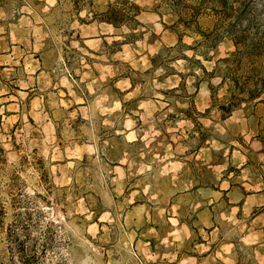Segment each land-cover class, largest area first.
<instances>
[{
	"label": "rangeland",
	"instance_id": "rangeland-1",
	"mask_svg": "<svg viewBox=\"0 0 264 264\" xmlns=\"http://www.w3.org/2000/svg\"><path fill=\"white\" fill-rule=\"evenodd\" d=\"M226 2L0 0V264H264V94L224 112L207 42L264 80V0Z\"/></svg>",
	"mask_w": 264,
	"mask_h": 264
},
{
	"label": "trees",
	"instance_id": "trees-1",
	"mask_svg": "<svg viewBox=\"0 0 264 264\" xmlns=\"http://www.w3.org/2000/svg\"><path fill=\"white\" fill-rule=\"evenodd\" d=\"M216 2H219V4L223 6L224 9L222 10L221 15L224 16V18H227L229 15V11L227 10V6L229 3H227L226 0H216ZM130 9L139 11V8L136 5H132ZM130 9L121 8L119 6L118 8H116L113 5H109L107 6L106 11L102 13L100 21L119 27L125 24L129 12L132 11ZM204 35L206 34L203 33V36ZM212 36L214 37V39L212 37V39L210 38V40L207 41L209 44H211V48L217 47L222 42V40L226 38V36L233 38L235 46L237 48V50L232 55V58L223 59V62L227 64V68L224 71L225 73L222 77V83L225 80H229L232 82V85L229 88V95L224 97V102L220 106L222 110L228 114L231 113L234 108L240 106L242 103H248L259 99L260 96L264 94V80L262 79V77L258 78V76L255 77L251 75L253 71L255 72L257 70L253 68L254 63H251L249 66L251 70L241 71L240 76H236V71L238 70V68L234 69V71L231 67V63L237 62V64L239 65L242 61V59H240V55L242 53L240 48L241 38L237 37V35H235L233 31H231V28L221 25L213 31ZM262 44L263 43H260L253 48H248L250 49L249 52H255L257 50L256 48ZM215 70L216 68L214 69V71Z\"/></svg>",
	"mask_w": 264,
	"mask_h": 264
},
{
	"label": "crops",
	"instance_id": "crops-1",
	"mask_svg": "<svg viewBox=\"0 0 264 264\" xmlns=\"http://www.w3.org/2000/svg\"><path fill=\"white\" fill-rule=\"evenodd\" d=\"M254 233H256V232H254ZM256 244H258V243H256Z\"/></svg>",
	"mask_w": 264,
	"mask_h": 264
}]
</instances>
